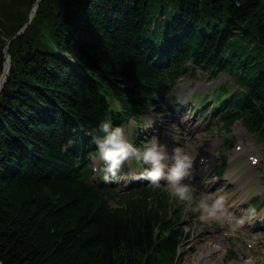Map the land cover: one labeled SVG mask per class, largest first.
Here are the masks:
<instances>
[{
	"label": "trees",
	"instance_id": "trees-1",
	"mask_svg": "<svg viewBox=\"0 0 264 264\" xmlns=\"http://www.w3.org/2000/svg\"><path fill=\"white\" fill-rule=\"evenodd\" d=\"M36 1L0 0V263L181 264L179 208L96 184L89 133L141 123L191 63L231 75L224 127L264 142V0H38L16 34Z\"/></svg>",
	"mask_w": 264,
	"mask_h": 264
},
{
	"label": "rangeland",
	"instance_id": "rangeland-1",
	"mask_svg": "<svg viewBox=\"0 0 264 264\" xmlns=\"http://www.w3.org/2000/svg\"><path fill=\"white\" fill-rule=\"evenodd\" d=\"M195 73V77L187 75L178 81L179 84L177 83L178 85L167 93V99L161 102L155 110H151L144 118L145 122L141 129L149 133L148 136L144 134L145 138L150 139V136H158L162 142L167 144L170 152L177 148H185L191 151V154L196 158L201 152L203 153L204 150L210 148L209 166L204 172L212 174L220 167L225 168L223 165L227 163L223 174L220 172L221 177L215 179L214 188L216 192L227 195L228 205L236 197L241 199L242 204L236 207L230 206L239 213L240 209L247 207L254 196H264V148L258 138L246 130L242 121L234 122L230 132H222L218 126L219 119L215 115L212 114L207 119V116L203 115L205 108L196 110L198 101H200V96H196L197 92V94H201L205 91H212L218 84L223 83H227L234 90L237 86L231 76L227 73H221L216 79H210L209 75L200 69H196ZM175 94L177 96L172 98ZM212 103L213 100L209 105ZM180 120L186 122L181 123ZM149 122H151L150 126ZM136 127L134 120H131L126 127L130 139L137 132ZM193 128L194 130L191 132ZM140 132L138 131V134ZM228 138H231L229 145H227ZM149 139L141 138L140 141L146 142ZM238 143L246 148L245 152L236 151L235 148ZM205 145L207 146L203 149ZM250 154L258 156L261 162L256 166H251L248 160ZM128 163L131 167H138L133 159H129ZM195 169H191L190 176L187 178L190 183L193 181H190L192 174L199 175L202 172L200 169ZM253 173L256 175V179L251 183L250 176ZM223 177L228 181H234L235 187L233 185L232 187L225 186L227 180ZM193 185L195 184L193 183ZM199 187L206 191L210 189L207 183L200 184ZM173 199L179 202L188 215V223L185 224V228L190 236L180 248V252L184 254L181 264H188L192 254L208 240L214 238L222 240L226 247L224 259L220 264H264V252L259 248L260 243L264 245V228L259 227V225L264 226V214L253 221L246 222L236 229L237 236L230 237L223 233V231L233 232L226 223L201 219L194 208L195 201H181L177 197H173ZM257 208L264 210V205L257 206ZM246 239L253 245L252 248L247 246ZM230 251H233L235 255L229 256ZM227 256H229L228 259Z\"/></svg>",
	"mask_w": 264,
	"mask_h": 264
},
{
	"label": "clouds",
	"instance_id": "clouds-1",
	"mask_svg": "<svg viewBox=\"0 0 264 264\" xmlns=\"http://www.w3.org/2000/svg\"><path fill=\"white\" fill-rule=\"evenodd\" d=\"M89 135L95 144L93 170L99 172L105 181L115 178L125 162L134 158L145 165L136 178L148 181L156 189L166 187L171 196L181 201H195L194 208L205 221H220L236 230L264 214V210L252 205L237 213L227 204L226 194L206 191L191 184L187 178L195 157L185 148L170 152L167 144L156 135L137 146L125 126L114 124L108 118L100 120Z\"/></svg>",
	"mask_w": 264,
	"mask_h": 264
},
{
	"label": "bare ground",
	"instance_id": "bare-ground-1",
	"mask_svg": "<svg viewBox=\"0 0 264 264\" xmlns=\"http://www.w3.org/2000/svg\"><path fill=\"white\" fill-rule=\"evenodd\" d=\"M7 68L8 62H6V69ZM242 151L244 152L245 150ZM224 251L225 245L222 240L216 238L210 239L200 249L192 254L188 264H220V262L223 261Z\"/></svg>",
	"mask_w": 264,
	"mask_h": 264
},
{
	"label": "water",
	"instance_id": "water-1",
	"mask_svg": "<svg viewBox=\"0 0 264 264\" xmlns=\"http://www.w3.org/2000/svg\"><path fill=\"white\" fill-rule=\"evenodd\" d=\"M38 1V0H37ZM35 2L34 3V6H33V8H32V10H33V12H32V14H31V16H30V19L34 16V14H35V12H36V7H37V5H38V2ZM34 8H35V10H34ZM30 21H28L27 22V24L29 23ZM26 24V25H27ZM25 25V26H26ZM25 26L22 28V29H20L18 32H17V34H19V33H21L24 29H25ZM10 41V40H9ZM5 54H6V57H7V62H8V68L6 69L5 68V71L3 72V74H2V76H1V78H0V82H1V84H0V94H1V90H2V87H3V83H4V80H5V77H6V75H7V72H8V69H9V67H10V55H9V47H8V45L5 47ZM1 264V263H0Z\"/></svg>",
	"mask_w": 264,
	"mask_h": 264
}]
</instances>
